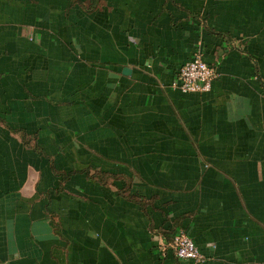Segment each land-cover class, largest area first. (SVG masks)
Wrapping results in <instances>:
<instances>
[{
	"label": "crops",
	"instance_id": "1",
	"mask_svg": "<svg viewBox=\"0 0 264 264\" xmlns=\"http://www.w3.org/2000/svg\"><path fill=\"white\" fill-rule=\"evenodd\" d=\"M179 232L264 264V0H0V264H194Z\"/></svg>",
	"mask_w": 264,
	"mask_h": 264
},
{
	"label": "built area",
	"instance_id": "2",
	"mask_svg": "<svg viewBox=\"0 0 264 264\" xmlns=\"http://www.w3.org/2000/svg\"><path fill=\"white\" fill-rule=\"evenodd\" d=\"M216 76L215 69L206 64L197 54L179 69L172 87L183 94H204L211 90L212 82ZM169 248L177 259L188 260L194 264L205 262V256L183 232H179L173 237Z\"/></svg>",
	"mask_w": 264,
	"mask_h": 264
}]
</instances>
